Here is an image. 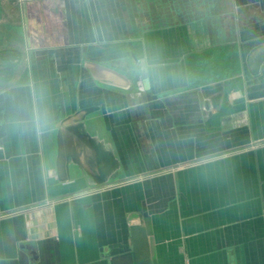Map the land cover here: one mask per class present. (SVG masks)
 <instances>
[{
	"label": "crops",
	"instance_id": "crops-1",
	"mask_svg": "<svg viewBox=\"0 0 264 264\" xmlns=\"http://www.w3.org/2000/svg\"><path fill=\"white\" fill-rule=\"evenodd\" d=\"M0 264H264V0H0Z\"/></svg>",
	"mask_w": 264,
	"mask_h": 264
}]
</instances>
